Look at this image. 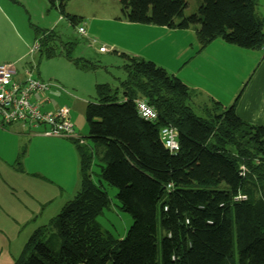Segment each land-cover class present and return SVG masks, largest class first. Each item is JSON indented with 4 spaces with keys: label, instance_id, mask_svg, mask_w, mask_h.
Returning <instances> with one entry per match:
<instances>
[{
    "label": "trees",
    "instance_id": "trees-1",
    "mask_svg": "<svg viewBox=\"0 0 264 264\" xmlns=\"http://www.w3.org/2000/svg\"><path fill=\"white\" fill-rule=\"evenodd\" d=\"M47 2L72 26L79 23L67 0ZM119 3L131 23L194 28L201 49L217 38L246 49L264 46L256 0H202L190 15L185 0ZM37 31L42 55L64 56L85 71L98 67L74 57L54 30ZM113 52L125 61L126 77L117 88L96 84L97 101L87 103L85 114L92 145L72 140L81 188L12 264H264V126L218 101L199 116L196 92L178 76L152 60ZM137 99L153 106L157 119L143 118ZM165 126L178 131L176 153L161 138ZM105 184L117 189L118 208L132 218L122 238L97 220L110 204Z\"/></svg>",
    "mask_w": 264,
    "mask_h": 264
},
{
    "label": "rangeland",
    "instance_id": "rangeland-1",
    "mask_svg": "<svg viewBox=\"0 0 264 264\" xmlns=\"http://www.w3.org/2000/svg\"><path fill=\"white\" fill-rule=\"evenodd\" d=\"M185 1L187 3L185 15L197 12L202 3V0ZM15 8L13 23L19 27V30L23 29L32 35L31 44L35 41V26L41 29V35L44 30L53 29L65 44L69 43L67 45L72 46L74 57H84L85 60L90 59L98 64L96 70L85 71L64 56L40 57L39 51L33 58L26 55L21 61L9 62L14 64L18 73L26 70L27 73L43 78L44 81L53 82L62 88L64 98L62 104L74 106V111L79 115L75 122L76 129L79 130L83 144L87 147L91 146V142L87 139L86 104L88 101H97L96 84L107 83L112 88L119 86V81L126 77L122 69L125 61L117 56L110 46H107L109 49L107 53H100L99 46H90L78 33L77 26L73 27L58 10L50 6L47 0L43 2L33 0L29 6H23L22 2ZM70 8L75 14L86 15V26L91 30L89 37L101 43L107 28L111 25L107 17L109 13L120 8V3L119 0H68L66 10L73 14ZM4 11L7 18L0 15V22L3 26H8L10 13L7 9ZM12 18L11 15L10 19ZM96 32L100 33L99 37L94 34ZM182 44V40H177L173 48H170L169 44L161 45L162 48H166V54L165 58L160 59L167 68L155 62L170 73L185 75L192 87H196L193 89L196 92L194 110L197 115L204 117L205 108L210 107L215 101L212 99L213 91L221 90L215 87L214 71L207 67L213 63L214 55L206 51L208 55L202 54V58L194 60L185 71H182L180 69L184 67V62L190 56L196 55L198 42L195 40V48H191L190 56L183 60L176 58V53ZM209 55L211 61L207 63L205 58ZM3 56L0 55V58ZM236 60L241 61L239 58ZM249 98L253 102L256 100L255 96L249 95ZM239 100L240 112H237L240 114L243 113L246 97L241 95ZM248 117L251 119L250 115ZM260 122L264 123V111L261 113ZM17 125L19 124H0V264H12L34 231L47 225L81 188L80 158L73 142L60 137L32 133L42 131L41 129L26 127L19 131ZM256 161L261 163L260 160ZM93 169L95 172L99 170L96 166ZM94 179L97 180V177L95 176ZM105 187L110 197V204L97 220L103 230L109 231L116 238H122L131 226L132 218L118 208L117 189L106 184Z\"/></svg>",
    "mask_w": 264,
    "mask_h": 264
},
{
    "label": "crops",
    "instance_id": "crops-1",
    "mask_svg": "<svg viewBox=\"0 0 264 264\" xmlns=\"http://www.w3.org/2000/svg\"><path fill=\"white\" fill-rule=\"evenodd\" d=\"M32 1L33 0H20V2L14 3L11 0H0V15H2L4 18H7L4 11L5 9H7L8 13H10V17L11 15L13 17L12 19L8 17V26H3V23L0 22V55H4L0 58V64L9 63L11 62L10 60L21 61L23 60V58H25L26 55L33 58L34 54L38 52L36 51L35 53H30V48L33 45V43L31 44V42L33 41L32 35L24 31L23 29L19 30V27H16L13 23V19L15 16L14 12L16 11L15 6L17 5L19 7L22 2L23 6H29ZM37 1L43 2L44 0ZM256 1L258 3V14L261 16L264 22V0ZM72 11L73 10L71 9V12ZM72 13L75 14L74 12ZM75 15L81 18L79 23L76 25L77 30L79 26H83L85 29L84 34L79 32L78 33L88 41L90 46H99L98 48L100 50V53H107L109 50L107 46H110L113 51L117 49L118 51L142 57L147 60H154V62L156 61L157 63L164 65V63H162L163 61H161L160 58H165L166 48H162V44H169L170 48H173L175 41L182 40L183 44L179 47L176 53V58L183 60V58H188L190 56L191 48H195V40H197L198 42L197 34L194 28L168 29L166 27L156 26L152 24L131 23L123 15L120 6L117 11L109 13L107 21L111 23V25L107 28L106 35L103 36L104 40H102V37H100L102 40V42L100 43L99 41L91 39L89 37V34H91V30L86 26V15L82 13ZM38 28L39 27L35 26L34 40L38 39L39 37H42L39 36L40 34L37 31ZM94 34L99 37L100 33L96 32ZM58 36L61 37L60 35ZM102 47H105L106 50L101 51ZM206 51H209L214 55L213 63L210 64V66L207 65V67L214 71L215 87L217 86L221 88L220 92H218L217 90L213 91L212 99L222 103L224 106H230L235 104V110L239 116L244 118L249 123L264 126V123L260 122L261 113L264 111V46L260 49L244 50V48L229 45L226 44V42L223 40L216 39L210 42L206 47L201 49L200 44L198 42V48L195 52L196 55L190 56L184 62V67L180 70L185 71L194 60L202 58V54L208 53ZM85 52L87 51L85 50ZM41 56L43 57L44 55L40 53V57ZM206 57V62L209 63V61H211V55ZM241 57L244 58L242 59ZM238 58L241 61L236 60ZM26 74L27 71L23 70L21 73L17 74V78L22 79L25 77ZM174 75L178 77L180 76L179 78L191 89L196 88L192 87V85L184 77L185 75L182 76L179 73H174ZM41 80H43V78H41ZM53 84L56 87H52L49 90L43 92L35 93L32 96V100L40 104L44 111H54L61 107L69 108V117L76 128L77 125L75 122L79 115L76 113V111H74V106L71 107L67 104H62L64 103L62 88H59V86L55 85V83ZM236 95L237 97L235 98ZM241 95L246 97V100L245 104L243 105V113L239 114L238 112L240 111H238V107ZM249 95L255 96V102L250 100ZM195 97L196 96L193 97V104H195ZM71 103L72 105H75L74 102ZM248 115H250L251 119L254 121H250L251 119H249ZM15 124H19L17 125L19 131L28 127L20 123ZM3 130L6 131V129ZM76 132L78 134V137H81L79 130L76 129ZM32 133H34V135L48 136L43 134L42 131ZM60 138L68 139L71 142L72 140H77L65 137Z\"/></svg>",
    "mask_w": 264,
    "mask_h": 264
},
{
    "label": "built area",
    "instance_id": "built-area-1",
    "mask_svg": "<svg viewBox=\"0 0 264 264\" xmlns=\"http://www.w3.org/2000/svg\"><path fill=\"white\" fill-rule=\"evenodd\" d=\"M78 32L84 34V27L79 26ZM40 47L41 38L39 37L31 46L30 53H35ZM105 50V47L101 48V51ZM17 74L14 64H0V124L20 123L29 128L41 129L42 133L48 136L72 138L83 143L69 117V108L61 107L54 111H44L40 104L32 100L35 93L56 86L29 73L22 79L17 78ZM135 102L137 110L143 118L157 119L158 114L153 106L143 99H137ZM160 134L165 146L171 152L179 151L178 131L175 127L165 126L161 129Z\"/></svg>",
    "mask_w": 264,
    "mask_h": 264
}]
</instances>
